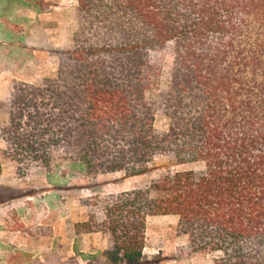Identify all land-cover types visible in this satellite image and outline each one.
<instances>
[{
  "label": "trees",
  "instance_id": "trees-1",
  "mask_svg": "<svg viewBox=\"0 0 264 264\" xmlns=\"http://www.w3.org/2000/svg\"><path fill=\"white\" fill-rule=\"evenodd\" d=\"M57 59L53 77L12 80L0 103L1 156L19 177L203 165L93 194L75 235H104L106 264H138L146 220L172 216L211 264H264V0H77Z\"/></svg>",
  "mask_w": 264,
  "mask_h": 264
},
{
  "label": "rangeland",
  "instance_id": "rangeland-1",
  "mask_svg": "<svg viewBox=\"0 0 264 264\" xmlns=\"http://www.w3.org/2000/svg\"><path fill=\"white\" fill-rule=\"evenodd\" d=\"M76 6L77 0H0V103L12 80L35 83L55 75L58 53L71 43ZM171 64L168 55L165 73ZM6 122L7 112L0 109V127ZM167 123L157 117L155 127L165 129ZM2 151L0 143V264H106L105 236L75 235L74 225L86 220L84 199L145 186L168 170L203 169L202 164L172 165L162 157L141 176L115 173L95 179L56 178L50 183L40 168L19 177L16 165L3 159ZM14 236H28V248L13 244ZM213 258L190 251L187 237L178 234L177 218L146 220L145 248L138 264H211Z\"/></svg>",
  "mask_w": 264,
  "mask_h": 264
},
{
  "label": "crops",
  "instance_id": "crops-1",
  "mask_svg": "<svg viewBox=\"0 0 264 264\" xmlns=\"http://www.w3.org/2000/svg\"><path fill=\"white\" fill-rule=\"evenodd\" d=\"M8 91V90H7ZM7 91H6V95H7ZM6 95H5V98H6ZM5 100V99H4ZM1 143V142H0ZM2 144V143H1ZM3 145V144H2ZM3 149H4V146H3ZM84 222V221H83ZM94 235H99V233H96V234H85L84 236H94ZM102 235V234H101ZM104 236V235H103ZM12 242H14L13 244H15V243H17L18 245V247H20V248H24V250H25V248H28V243H29V237L28 236H20L19 237V239H18V237H12ZM19 240V241H18ZM41 248H43V246L41 247ZM21 250H23V249H21Z\"/></svg>",
  "mask_w": 264,
  "mask_h": 264
}]
</instances>
